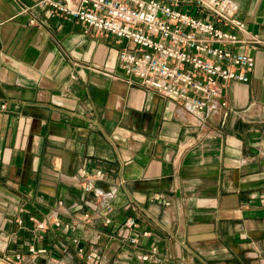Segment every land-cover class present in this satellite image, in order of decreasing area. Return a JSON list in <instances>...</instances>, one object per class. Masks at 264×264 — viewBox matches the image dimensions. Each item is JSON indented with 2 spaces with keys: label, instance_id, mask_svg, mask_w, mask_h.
Wrapping results in <instances>:
<instances>
[{
  "label": "crops",
  "instance_id": "1",
  "mask_svg": "<svg viewBox=\"0 0 264 264\" xmlns=\"http://www.w3.org/2000/svg\"><path fill=\"white\" fill-rule=\"evenodd\" d=\"M39 1L0 0V264H264V0H228L253 67L200 118Z\"/></svg>",
  "mask_w": 264,
  "mask_h": 264
},
{
  "label": "built area",
  "instance_id": "2",
  "mask_svg": "<svg viewBox=\"0 0 264 264\" xmlns=\"http://www.w3.org/2000/svg\"><path fill=\"white\" fill-rule=\"evenodd\" d=\"M187 1L196 9L194 14L179 10L175 6L179 0L173 4L164 0H40L39 4L123 43L117 59L127 81L175 99L200 118L224 105L220 83L248 81L253 58L231 49L246 41L241 36L244 23L235 18L230 1ZM83 188L89 190V185ZM109 221L108 217L102 219L103 223ZM53 224L60 223L54 220ZM123 224L133 226L134 219L127 217ZM128 240L136 241V234ZM77 250L88 263L95 261L90 251ZM35 252L33 246L27 247L28 254ZM147 257V253L140 255L141 259ZM12 259L26 261L28 255L14 252Z\"/></svg>",
  "mask_w": 264,
  "mask_h": 264
}]
</instances>
